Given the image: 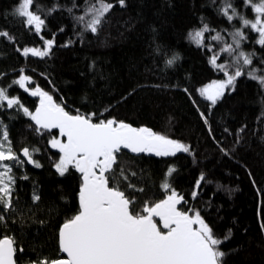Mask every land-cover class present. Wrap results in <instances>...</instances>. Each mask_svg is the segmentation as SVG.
<instances>
[{"label": "trees", "instance_id": "16d2710c", "mask_svg": "<svg viewBox=\"0 0 264 264\" xmlns=\"http://www.w3.org/2000/svg\"><path fill=\"white\" fill-rule=\"evenodd\" d=\"M20 2L0 0V31H7L14 40L0 37V87L34 111L38 99L16 85L8 88L24 69L23 74L34 81L29 87L39 85L71 114L77 110L83 115L96 113L99 119L115 118L133 127H148L189 145L191 155L178 153L175 157L132 156L123 151L120 162L129 180L145 190L135 193L140 197L137 204L145 197L152 201L162 198L160 185L168 168L175 167L169 179L189 201L185 207L199 209L218 238L223 239L231 230L230 239L220 245L226 253L223 264H264V88L247 75L241 76L235 90H226L214 107L199 93V89L225 78L209 63L222 47L210 37L219 32L230 43L233 26L241 27L238 20L230 24L220 14L224 0H125L126 6L116 4L96 34L84 31L74 19L83 14L87 0H75L80 7L71 14L67 8L74 0H35L45 10L59 6L47 15L39 35L15 15ZM232 3L247 18H254L244 0ZM201 18L216 30L205 34V44H210L213 52L196 47L188 38L189 32L202 27ZM244 31L248 40L242 50L255 53L250 67L264 70V48L255 42L258 34ZM40 36L55 38L49 57L25 58L16 51L24 47L43 50ZM173 55L179 59L169 67L166 62ZM230 61L231 57L221 52L217 63ZM257 75H264V71H257ZM0 119L8 126L14 150L19 154L25 146L39 148L33 158L42 165L25 164L22 170H15L17 211L8 214L7 226L0 225V239L7 235L15 240L17 264L64 258L58 252V230L78 209L80 175L74 169L64 176L55 171L58 153L48 145L52 134L37 135L22 112L5 108L0 110ZM53 134L58 135V131ZM221 147L229 155H224ZM132 171L135 177L130 175ZM25 173L28 179H19ZM201 173L205 182L197 199L192 200L191 192ZM33 192L41 197L36 204ZM19 248L25 251L21 253Z\"/></svg>", "mask_w": 264, "mask_h": 264}, {"label": "snow or ice", "instance_id": "6c2138e0", "mask_svg": "<svg viewBox=\"0 0 264 264\" xmlns=\"http://www.w3.org/2000/svg\"><path fill=\"white\" fill-rule=\"evenodd\" d=\"M116 4L121 8L126 6L125 0H115V3L111 0H87L83 14L74 16V19L83 26L84 31L96 34ZM244 6L251 8L255 14L253 19L239 12L232 0H224L219 9L220 14L230 24L234 19L238 20L241 27L233 26L230 43L225 42L219 32L210 37L222 47L219 52L213 53L209 63L225 77L199 89L200 96L210 102L212 107L226 90H235L236 81L241 76L247 75L264 88V75H257V71L264 70L250 67L255 53L242 50L243 42L248 40L244 29L258 34L255 42L264 48V0H244ZM58 7L54 5L45 10L35 0H22L15 15L21 18L22 24L39 35L46 26L47 15ZM78 7L80 5L74 0L67 11L71 14ZM201 22L202 27L189 32L188 38L196 47L213 52L212 46L205 44V34L216 30L204 23L203 18ZM0 37L12 40L7 31H0ZM40 39L43 41V50L24 47L22 51L19 48L16 51L25 58L49 57L55 38L40 36ZM221 52L227 53L231 61L218 64ZM178 59L177 55H173L167 60V66H172ZM246 69L250 70L246 72ZM20 72L19 78L14 79L8 88L16 85L29 96L38 97V106L30 111L18 96H10L7 88L0 87V110L15 108L32 122V130L37 135L52 134L48 145L58 153L55 171L64 176L74 169L81 180L78 209L58 230V252L66 254V258H42L31 261V264H223L226 253L220 245L230 239L231 230L220 239L199 209L185 207L189 201L172 187L169 179L176 171L175 167L168 168L166 178L160 185L163 197L155 201L145 197L143 203L138 205L140 197L135 193H144L145 190L129 180V174H126L125 166L120 162L124 150L136 155L175 157L178 153L191 155L189 145L148 127H133L115 118L99 119L96 113L83 115L77 110V114H71L39 85L29 87L34 83L33 79L23 74L24 69H20ZM201 117L208 124L204 113H201ZM53 130H58V135L53 134ZM243 131L241 128L240 132ZM209 134H212L211 128ZM220 150L224 155H229L224 148ZM39 151V148L25 146L18 154L13 148L8 126L0 119V225L7 226L8 214L17 211L15 170H22L25 164L42 167L33 158L34 153ZM130 175L135 177L136 172L132 171ZM19 179L27 180L28 176L25 173ZM202 182H205L204 173L195 181L192 200L197 199ZM40 200V195L33 192V204ZM261 228L264 229V224ZM17 251L12 237L6 235L0 239V264H17ZM24 251L19 248V252Z\"/></svg>", "mask_w": 264, "mask_h": 264}, {"label": "water", "instance_id": "95a60500", "mask_svg": "<svg viewBox=\"0 0 264 264\" xmlns=\"http://www.w3.org/2000/svg\"><path fill=\"white\" fill-rule=\"evenodd\" d=\"M14 40L12 39L11 40V42H13ZM33 98H35V99H38L39 100V98L38 97H33ZM38 106V105H37ZM55 131H58V130H53V132H55ZM124 151H126L127 153H129L130 155H132V156H141V155H144V154H139V155H136V154H132V153H130V152H128L127 150H124ZM29 165V164H28ZM30 167H33L32 165H29ZM64 255V258H66V254H63Z\"/></svg>", "mask_w": 264, "mask_h": 264}, {"label": "flooded vegetation", "instance_id": "af4514ba", "mask_svg": "<svg viewBox=\"0 0 264 264\" xmlns=\"http://www.w3.org/2000/svg\"><path fill=\"white\" fill-rule=\"evenodd\" d=\"M38 102H39V100H38Z\"/></svg>", "mask_w": 264, "mask_h": 264}]
</instances>
